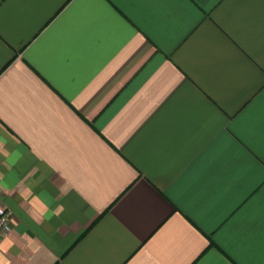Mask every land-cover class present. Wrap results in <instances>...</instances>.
Wrapping results in <instances>:
<instances>
[{
	"label": "crops",
	"instance_id": "obj_1",
	"mask_svg": "<svg viewBox=\"0 0 264 264\" xmlns=\"http://www.w3.org/2000/svg\"><path fill=\"white\" fill-rule=\"evenodd\" d=\"M0 264H264V0H0Z\"/></svg>",
	"mask_w": 264,
	"mask_h": 264
},
{
	"label": "built area",
	"instance_id": "obj_2",
	"mask_svg": "<svg viewBox=\"0 0 264 264\" xmlns=\"http://www.w3.org/2000/svg\"><path fill=\"white\" fill-rule=\"evenodd\" d=\"M11 220V212L3 206L0 200V236H5L10 232Z\"/></svg>",
	"mask_w": 264,
	"mask_h": 264
}]
</instances>
